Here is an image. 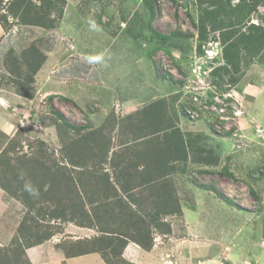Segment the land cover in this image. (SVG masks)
Returning a JSON list of instances; mask_svg holds the SVG:
<instances>
[{"label":"rangeland","instance_id":"rangeland-1","mask_svg":"<svg viewBox=\"0 0 264 264\" xmlns=\"http://www.w3.org/2000/svg\"><path fill=\"white\" fill-rule=\"evenodd\" d=\"M41 1L54 7L47 19L36 10ZM218 16L232 28L213 33L209 27L204 40L202 21L212 24L210 19ZM27 17L40 24H27ZM263 17L264 0H0V100L5 107L0 109V158H10L22 180L33 174L35 164L41 175H53L48 191L33 199L32 207L0 188V249L21 244L23 264H91L88 249L96 235L102 237L105 209L114 218L105 225L110 232L135 236L136 227L127 228L129 220L120 217L126 207L116 197L102 192L96 206L87 198L100 185L95 173L106 159L101 154L111 151L109 139L123 137L128 124L138 135L134 139L141 140L148 118L142 109L163 102L165 114L183 132L188 158L176 155L169 172L165 158L171 147L154 149L146 159L145 184L151 201L161 205L162 175L169 172L178 209L161 216L163 227H155L159 213L149 208L142 222L153 238L150 250L129 239L121 255L105 250L95 258L102 264H264V96L253 106L247 103L236 120L211 128L205 118L190 121L181 112V99L196 83L179 82L194 80V69L221 86L224 95L256 69L263 73ZM212 36L223 46L221 63L206 54L214 50ZM42 57V67L33 74L29 63ZM256 84L264 85V78ZM125 99L137 100V113L121 106ZM254 106L257 113L251 111ZM67 125L84 128L75 131ZM89 135L93 147L79 145ZM249 135L253 140L246 142ZM80 150L88 164L81 161ZM68 196L70 206L63 211L54 201ZM84 199L100 228L87 227L89 220L79 210ZM185 205L194 212L183 211ZM53 212L63 214V220H49ZM39 235L51 237L39 245ZM75 249H82L77 257L69 254Z\"/></svg>","mask_w":264,"mask_h":264},{"label":"crops","instance_id":"crops-1","mask_svg":"<svg viewBox=\"0 0 264 264\" xmlns=\"http://www.w3.org/2000/svg\"><path fill=\"white\" fill-rule=\"evenodd\" d=\"M1 30L2 29H0V32H1ZM252 74H253V76L247 75L246 79L245 78L243 79V83L241 82L235 88L236 93L238 95V98L242 102L243 106L247 105V103H249L250 106H253L256 103L255 100L258 97H261L262 95L264 96V85L260 86L259 84H256L257 81L259 82V81H261V79L264 78V72L260 73V68H258ZM137 104H138V102L136 99H134L133 104L131 103L130 99H125L123 101V103L121 104V106L124 109L134 110L137 113L138 112L137 111ZM162 105H163V102H153V103L149 104L147 107L142 109L141 113H146L148 118L146 120L147 125L143 126L147 130H146L145 135L142 136L141 140L136 141L134 139V136H136L138 138V135L136 133H134L133 130L128 129V124L126 125V127L124 129V133L122 134L123 137L117 138L113 135V138L115 137L117 139V141L115 143H112L113 138L109 139V140H111V144L107 145V146L111 147V151L109 154L107 153L106 159H101L100 164H101V166L103 165V168L100 172H97V174H96V176L98 177L97 180L100 181V185L95 186V187L93 186L92 190L90 191V196H88V198H87V200L91 201V204L93 206L97 205L96 199H97L98 194L102 195V192L106 193V191H105L106 185L109 181H111L112 184L109 185V192H111V193H106V194H111L110 196L116 197L117 201H118V199H120L118 196L123 195V198L125 199V201H123V203L119 204V205L120 206L123 205L125 207L129 206V207H131V210L137 214H138V210H141L143 213V214L139 215L141 219H143V217L149 211V208L152 210H156V213L158 211H163V210L159 209L160 204H158V201H151V195H149L148 192L146 191L147 186L145 184V180H148V176L146 175V167H147V160L146 159H148L147 157L149 156V154H151V152L154 149L155 150L159 149L158 148L159 146H164V145L170 146L171 149H170L169 153L166 155L170 160H172L171 164L168 163V165H169L168 171L170 172V167H172L171 165L174 162V157L176 155H178L182 159V155L178 149L179 143L176 141V139L174 140L173 145L171 144V140L167 141L164 139V136L167 133H171V131L177 130L178 127H176L173 124V122L171 121V119L168 117V115L165 114L164 111H166V108L161 107ZM4 108L5 107L3 106V104L1 103V100H0V109L4 110ZM252 109L253 110H251V111L253 113H257L256 106L252 107ZM260 113H262V112H260ZM134 118L135 117H133L131 119H134ZM260 119H261V117H260ZM141 124H143V121ZM129 130H131L132 132ZM246 133H247V129H246ZM182 135H183V132H182ZM252 136H253V138L255 137L254 134ZM248 137H250V135ZM183 138H184V136H183ZM253 138H252V140H253ZM246 141L248 142V139H246ZM185 142H186V140L184 138V143ZM185 146H186V143H185ZM81 154H83V151H81ZM95 160H97V157L93 161H95ZM78 167L82 168L81 165H78ZM161 169H162L161 166L158 167L156 169V172L159 173L161 171ZM169 172H168L167 176L164 175V173H163L162 181H165V177H166V179H169V174H170ZM45 174L46 175L43 176L39 172H37L36 174L33 173L31 176L33 178V180L35 181L34 185L37 186L38 190H37V192L34 193V195L31 194L30 196L27 197V202H25V198L23 197L24 202L27 203V205L29 207H32L31 201L33 199L40 200V198H42L41 193H45L48 191V187L50 185V182H51L53 175H50L46 172H45ZM122 175L125 176V180L117 181L118 178L123 177ZM46 176H48V177L46 178ZM144 185H145V187H144ZM169 185L171 186V180L169 181ZM70 191H71L70 194H73L72 189ZM128 194L131 195L132 198H128V196H127ZM19 199H20V197H19ZM70 199L71 198H69V196H68L66 199L62 198L60 200H55L54 202H58L59 205L62 204L60 207L62 208L63 211H66L67 207L70 206L68 204ZM85 202H86V199H84L82 201L83 205L79 210L82 212V214L84 216L87 215L86 218L89 220V225H87V227H89L91 229L100 228L101 221L94 220V217H92L91 214L88 212V209H87V206L85 205ZM154 202H155V204H152ZM185 209H186V211L191 210L194 212V210H192L187 205H185V207L182 208L183 211ZM195 212H196V210H195ZM172 213H176V212L174 211ZM111 215L113 217L112 213H111ZM169 215H167L165 217H168ZM161 216H164V214H162V212L159 214L158 223L155 225V227H163V223L160 222ZM63 217H64L63 214H57L55 216H54V213L49 214V220L51 218L52 221L58 220V219L63 220ZM112 217L110 219L107 218L104 221L103 226L108 225L107 222L113 220ZM103 218H105L104 213H103ZM224 218H223V221H226V220H224ZM220 221L222 222L221 219H220ZM162 222H166V221H162ZM218 227H219V225H218ZM50 237L48 239H50ZM99 238H100L99 235H96L94 237V240H92V245L88 249L89 252L92 249V247L94 246V243ZM88 240H91V238H88ZM44 241L46 242L47 239ZM76 244L79 245V243H76ZM39 245H41V244H39ZM81 251H82V249H79V250L75 249V251L72 250L69 254L77 257V255ZM90 253H92V252H90ZM94 254H96V253L89 254V256L87 257V260L91 264H95L96 260L100 264H102L103 263L102 259L100 260V259L95 258L96 256H94ZM93 258H95V259H93ZM244 258L245 257H243V259Z\"/></svg>","mask_w":264,"mask_h":264},{"label":"trees","instance_id":"trees-1","mask_svg":"<svg viewBox=\"0 0 264 264\" xmlns=\"http://www.w3.org/2000/svg\"><path fill=\"white\" fill-rule=\"evenodd\" d=\"M245 1V0H244ZM220 5L218 2L214 1V6H218ZM48 6V1L44 2L43 1V8H40V10H44L45 7ZM154 5L151 2L150 5V9L151 12L154 14L153 9ZM37 10V9H36ZM214 9V12H217V10ZM63 10H61L60 12H62ZM257 12V10H256ZM48 14V13H47ZM222 15V13H219ZM36 17L42 19V16H37ZM232 17L229 18L230 21H232ZM264 18V17H263ZM203 19V16H202ZM206 19V18H205ZM209 20V19H207ZM213 21V23L211 24L208 21H202V25H200L201 31L200 34L202 36V38H204V40L207 39V35L208 33H211V31L213 33H216L217 31H222V32H226L227 30H230L233 26V23H229L226 24L224 22H220V18L219 16L217 18L210 19ZM25 22L27 24H36L39 25L40 22L38 20H36V18L32 19V18H26ZM201 24V23H200ZM45 25V22H44ZM211 27V31H208V28ZM225 34V33H224ZM258 53L253 52V55L255 54H260V49L257 50ZM224 58L226 60L229 59V55L227 52L224 53ZM44 57L40 58L39 60L36 61H27L30 62L29 63V68L30 71L33 74L38 73V71L40 70V68L42 67V63L44 62ZM227 62V61H226ZM182 83V82H180ZM183 85V83H182ZM236 88V87H235ZM233 90L234 93H236V90ZM232 91V90H230ZM229 102H233L232 100H230ZM211 104H213L211 102ZM194 109H197L196 107H193ZM59 117L61 118V116L59 115ZM189 119V116H186ZM68 126V125H67ZM69 128L75 130V131H81L84 127H71L68 126ZM211 131L214 132V130L211 129ZM96 133H94L95 135ZM93 135H89V136H84L83 139L80 140L79 145H84L87 146L89 148L93 147L92 143L90 142V139L92 138ZM165 140H171V144L173 145L174 140L176 139V141L179 143V151L181 152L182 155V160H187L188 156H187V149L184 143V138L182 135V132L179 128H177V130L175 131H171V133H167L164 136ZM111 144V140L108 141V145ZM75 147V146H74ZM106 148H108V146H106ZM7 154V152H6ZM101 155H103L104 157L107 158V155H105L104 153H102ZM84 156V157H83ZM83 156L81 159V161H83L84 163H88L87 161L89 160V158L87 157V154L83 151ZM88 159H87V158ZM80 159V158H78ZM167 160L166 164H171L172 160H170L167 156L165 158ZM20 160V159H19ZM71 163L73 165H81L82 166V162L80 161H75V159H70ZM17 166V165H16ZM38 165L35 164L34 168L32 170V173L36 174L37 172H39V167H37ZM163 166H164V162H163ZM15 167V165L13 164L12 160L10 158H7L5 156V154H3L0 158V188H2L4 191L7 192V194H9V196L11 197H16L19 198L20 196L24 197L27 199L28 196H30L31 194L34 195L35 192H37V186L34 185L35 181L33 180V178L30 176H27L25 180H22L20 178V173L19 172H15V169L12 170V168ZM84 168V167H82ZM40 173V172H39ZM97 174V173H95ZM123 177H120L117 179V181H121V180H125V176L122 175ZM222 176H232L228 173H222ZM29 180V183L27 185V181ZM146 181V180H145ZM112 182L109 181L106 185V193H111L109 192V185H111ZM166 189V192H165ZM170 189V185L169 182L166 184L165 186V181H162V185H161V190L163 191V195L161 196L162 199V204L159 206L160 210L163 211H158L157 213H161L164 214L165 216L171 214L172 212H174L173 210L178 209V207L173 205V197L171 196L172 192L169 191ZM212 191L225 203L229 204L232 206V202L225 196L220 194V191L217 189H212ZM128 198H132L131 195H127ZM120 199H118L119 204H122L123 201H125V199L123 198V195L118 196ZM25 202H27V200H25ZM122 213L120 214V217L123 218V222L127 223V220H129V222L127 223V228L129 227H133L135 229H137L136 235L133 237H130L129 234H126L125 232H123L122 230H118V231H113L110 232L109 229L106 226L102 227L101 233L103 234L102 237H100L95 243L94 246L92 247V249L90 250V252L92 253H102V251L104 252L105 250H110L111 253L113 254H117V255H121L122 252L125 250V248H127L128 244H129V239L136 241L141 247H143L144 250H150L153 247V238L151 236V232L149 230H145L144 231V225L142 222V219L140 218V216H135L134 214L137 215V213H134L131 210V207L126 206V210L125 212L121 211ZM54 216L56 215L55 212ZM132 213V214H131ZM131 214V215H129ZM104 215H105V220L107 218H111L112 215L111 213L105 209L104 211ZM85 217H87V215H85ZM112 219H114L112 217ZM168 225V224H167ZM170 232V231H169ZM171 233V232H170ZM49 236L46 235H39L38 240L36 242V244H41L44 242V240L48 239ZM25 240V238H24ZM29 238L26 239V244L27 246L31 247L29 242ZM14 242H16L14 240ZM21 253H22V245L21 244H14V246H12V250L8 249V248H4V249H0V264H23L22 260H21ZM18 256V257H17Z\"/></svg>","mask_w":264,"mask_h":264},{"label":"clouds","instance_id":"clouds-1","mask_svg":"<svg viewBox=\"0 0 264 264\" xmlns=\"http://www.w3.org/2000/svg\"><path fill=\"white\" fill-rule=\"evenodd\" d=\"M40 5H37V10H39V12H40V14L42 15L43 13H45V19H47V16L49 15V14H47L48 12H49V9H53L54 10V7H50V8H48L47 6L45 7V9L44 10H40V8H43V1H41V3H39ZM53 10H52V13H53ZM44 18V17H43ZM45 22H46V20H45ZM212 44H214V45H212ZM211 48H214V50L213 49H209L207 52H206V54L208 55V52L210 53L209 55H214V58L212 59L213 61L214 60H217V63H221L222 62V56H221V54H222V50H223V46H222V44H221V42H220V39H219V37H216V36H212V42H211ZM173 56H176V53H173ZM223 56H224V54H223ZM195 70L194 69H191V73H192V75H193V77H194V80H191V81H188V80H184V78L181 80V81H179V82H182L183 83V85H186L187 86V83L188 82H196L197 81V74L194 72ZM203 74H204V72H202ZM207 74H205V76H206ZM208 80H209V82H208ZM205 81H206V84H207V86L208 87H210V89H208V91H207V93L208 92H212L213 93V91H217V93H219V94H222V92H223V90H222V87L221 86H219L214 80H210V79H205ZM234 89H232V91H233ZM222 91V92H221ZM185 96H186V98L184 99V98H182L181 99V112H183V114L186 116V109L190 106V99H191V95L189 94V92L187 91V93H185ZM232 101L233 102H228V103H230V106L228 107V111L223 115L224 117H227V118H230V120H236V117H237V115H239L237 112H240L241 111V109L244 107L243 106V104H242V102L240 101V99L238 98V95H237V93H235V98L234 99H232ZM231 103H232V105H231ZM232 109V111H233V117L231 116V115H229V109ZM236 113H237V115H236ZM241 117H243V115H241ZM206 119V120H204V121H206L210 126H211V128H212V126H214V128H216V126L218 125V124H221V125H223V124H225V123H227L228 121H230V120H228V121H226V120H221V118H220V116H218V115H216V116H209V115H204V116H201L200 118H198V119H195V120H192V119H190L189 118V120L190 121H196V120H200V119ZM213 130V129H212ZM216 131V130H215ZM216 132H220V130H218V131H216ZM248 139V141H250V140H252L251 139V137H248L247 138ZM242 140V139H241ZM247 142V141H246ZM82 156H83V154H82ZM84 157V156H83ZM88 164V163H87ZM76 166H78V165H76ZM217 227H218V225H217ZM173 236V235H172ZM171 237V236H170Z\"/></svg>","mask_w":264,"mask_h":264},{"label":"built area","instance_id":"built-area-1","mask_svg":"<svg viewBox=\"0 0 264 264\" xmlns=\"http://www.w3.org/2000/svg\"><path fill=\"white\" fill-rule=\"evenodd\" d=\"M208 54H210L208 52ZM195 72V71H194ZM197 74V81L194 88L189 92L191 95L190 106L186 109V116H189L190 119L195 120L204 115L209 116H220L221 120H230V118L224 117L223 115L228 111V107L230 103L226 102L227 100H232L235 98V93L233 91H229V93H225L224 95L217 93V91H213L211 97H208V100L204 98L207 94L208 89L210 87L207 86L205 78L203 79V74L200 72H195ZM203 85L204 88H202ZM203 96V97H200ZM211 102L213 104H211ZM196 107L197 109H194Z\"/></svg>","mask_w":264,"mask_h":264}]
</instances>
